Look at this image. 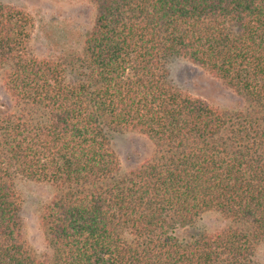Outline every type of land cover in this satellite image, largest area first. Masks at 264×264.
<instances>
[{
    "label": "trees",
    "instance_id": "1",
    "mask_svg": "<svg viewBox=\"0 0 264 264\" xmlns=\"http://www.w3.org/2000/svg\"><path fill=\"white\" fill-rule=\"evenodd\" d=\"M79 51L41 59L35 21L0 3V264H257L264 243V0H86ZM183 59L241 100L220 110L176 89ZM155 152L123 172L118 133ZM20 181L55 189L48 250L23 235ZM218 232L182 237L202 215Z\"/></svg>",
    "mask_w": 264,
    "mask_h": 264
},
{
    "label": "rangeland",
    "instance_id": "2",
    "mask_svg": "<svg viewBox=\"0 0 264 264\" xmlns=\"http://www.w3.org/2000/svg\"><path fill=\"white\" fill-rule=\"evenodd\" d=\"M33 17L35 29L31 51L41 59L58 58L61 55L81 50L85 37L95 20V8L86 0H0ZM170 79L179 91L202 99L220 110L240 108V98L220 81L212 78L203 69L183 59L171 62ZM0 102L8 104L3 77L0 75ZM113 148L120 160L123 172H129L152 158L155 148L146 137L137 133H118L112 139ZM18 191L23 201V235L27 244L36 252H47L46 237L41 228L43 209L53 199L55 189L45 183L20 181ZM225 226L224 218L215 212L198 218L194 227L180 230L182 237L191 234L220 231ZM257 264H264V243L255 255Z\"/></svg>",
    "mask_w": 264,
    "mask_h": 264
}]
</instances>
